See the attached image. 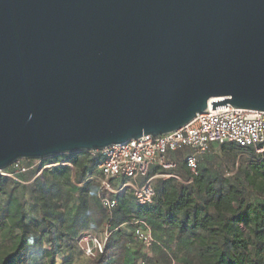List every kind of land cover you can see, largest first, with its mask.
Here are the masks:
<instances>
[{
  "label": "water",
  "instance_id": "1",
  "mask_svg": "<svg viewBox=\"0 0 264 264\" xmlns=\"http://www.w3.org/2000/svg\"><path fill=\"white\" fill-rule=\"evenodd\" d=\"M264 112V0H0V171Z\"/></svg>",
  "mask_w": 264,
  "mask_h": 264
},
{
  "label": "trees",
  "instance_id": "2",
  "mask_svg": "<svg viewBox=\"0 0 264 264\" xmlns=\"http://www.w3.org/2000/svg\"><path fill=\"white\" fill-rule=\"evenodd\" d=\"M260 158L259 164L241 169L232 180L215 181L199 180L207 173L197 168L195 177L182 158L175 162L178 168L173 177L153 186L152 204L142 206L132 195H116L111 211L101 205L99 184L91 180L98 175L99 157L88 153L57 156L48 162L71 167H54L36 178L40 167L30 168L33 161H25L23 165L30 168L25 173L31 174L27 183L37 185L34 192L19 179L25 173L16 175V180L0 177V264H56L64 239L82 241L80 231L91 227L92 219L75 215L80 206L88 207L91 197L101 209L98 223L105 224L108 234L103 252L89 256L94 264L105 263L111 230L134 221L146 223L151 233L152 243L146 248L157 245L156 233L173 231L179 245L186 244L188 253L196 254L186 257L183 264H264V158ZM177 176H194L199 188L177 182ZM26 206L37 213L35 218L28 217ZM43 245L47 248L42 249Z\"/></svg>",
  "mask_w": 264,
  "mask_h": 264
},
{
  "label": "built area",
  "instance_id": "3",
  "mask_svg": "<svg viewBox=\"0 0 264 264\" xmlns=\"http://www.w3.org/2000/svg\"><path fill=\"white\" fill-rule=\"evenodd\" d=\"M213 145H234L241 149H251L258 157H264V112L236 109L227 105L224 109H207L197 114L187 125L174 132L161 136H142L138 139L112 145L101 151L87 152L90 156L99 157L97 167L99 177L98 200L108 211L115 208L114 196L129 189L132 197L139 205L153 202V177H147L150 167L163 170L176 167L175 162L167 161L168 153L188 150L184 156L187 169L195 174L198 168L199 155L206 153ZM52 159V158H51ZM33 161L30 168L40 167L35 178L42 171L69 164ZM24 160L14 163L12 172L0 171V177L16 180V175L27 172L30 168L23 165ZM144 179L143 183H140ZM123 180L121 186L113 188L111 183ZM134 231L136 239L145 247L152 243L151 233L143 221L136 222ZM105 241V240H104ZM85 253L92 256L94 252L102 253L104 242L97 241L91 235L83 237ZM92 242V247L88 243Z\"/></svg>",
  "mask_w": 264,
  "mask_h": 264
},
{
  "label": "crops",
  "instance_id": "4",
  "mask_svg": "<svg viewBox=\"0 0 264 264\" xmlns=\"http://www.w3.org/2000/svg\"><path fill=\"white\" fill-rule=\"evenodd\" d=\"M188 153V150L168 153L166 155V159L170 162L180 161ZM214 163V161L212 162L211 160H207L205 157L200 159L198 169L199 171H205L207 174H205L204 176H199V180H229V168H227L228 166L221 162H218L216 164L217 166H215ZM150 169L151 172L154 170L161 172L165 171H163L162 168L155 166L150 167ZM173 169L175 168L167 170ZM193 175L195 177H198L197 171ZM160 176H163L164 178L170 177L163 174ZM148 177H153L154 180L155 178L159 177V175L152 174L149 176L148 172ZM122 182L124 181L116 180L112 182L111 185L116 189L121 186ZM143 182L144 179H141L140 183ZM119 195L124 196L132 194L129 189H126ZM136 222L137 221H134L132 223H121L111 230V241L108 247L109 251L104 264H183L182 262L186 259V257L196 256L194 252L191 255L190 253H188L186 244L184 245V247L180 246L178 243L179 240H177L175 237V233L168 230L156 233L154 235V238L156 239V241H158L156 243L157 245L152 246V248L144 247L143 244H141L133 234L134 228L138 227ZM90 226L91 227L89 229L80 231L79 237L85 234L91 235L93 238H95V235H97L100 237V242H104V240H106L108 236L105 229V224L98 223L97 225L91 224ZM72 239V237H66L64 239V243L60 247L56 255V264H94L93 258H82L85 244L82 241H79V239L77 240L75 238L74 241H72ZM92 245V242L88 243L89 247H92ZM46 248V245L42 246V249Z\"/></svg>",
  "mask_w": 264,
  "mask_h": 264
},
{
  "label": "rangeland",
  "instance_id": "5",
  "mask_svg": "<svg viewBox=\"0 0 264 264\" xmlns=\"http://www.w3.org/2000/svg\"><path fill=\"white\" fill-rule=\"evenodd\" d=\"M203 157H205L207 160H211L212 162L214 161L215 166H217L216 164L218 162H221V163L225 164L226 166H228L227 168H229V180H232L233 178H235L241 169L246 168L250 165L259 164L261 161V158L258 157L253 152H251L249 150H238L236 147H234V145H214L206 153L199 155V158H198L199 161ZM25 161H27V160H24L22 163L24 164ZM177 168L175 170H165L164 172L156 171V170L151 172L152 168L149 169L148 170L149 176L152 174L159 175V177L155 178L152 181L153 186L155 187L156 185L161 184V182L170 179L171 176H173L175 174L173 172L176 171ZM162 174L166 175V176H170V177L164 178L163 176H160ZM197 174H198V172H197ZM147 177H148V175H147ZM30 178H31L30 173H25V174L19 176V179L22 182L26 183L27 186L30 188V190L32 192H34L35 189H37V185H35V183H31V184L27 183V182H29ZM177 178L179 179V180H176L177 182H180V183L182 182L184 185L189 186V187L194 188V189L199 188V185H198L199 182L196 183V179L194 176H189V178L187 177L188 179H183V178L178 177V176H177ZM91 180L95 184L96 183L99 184V177H98V175L96 176V173L91 177ZM0 199L2 200L1 196H0ZM87 203H88V207L80 206L83 208H79L77 211V214H75V215L78 217H83V218H85L87 216L90 219H92V221H93L92 224H97L99 221V218L102 215L100 206L98 205L96 199H94L92 197L87 200ZM25 212L27 213L29 218L30 217L35 218V216L37 215V213H33V211H31L30 206H26ZM84 236H85V234H83L80 237V239H82ZM95 239L97 241H100V237L97 235H95ZM87 257H89V256H87V254L85 253V249H84V251L82 253V258L85 259Z\"/></svg>",
  "mask_w": 264,
  "mask_h": 264
}]
</instances>
